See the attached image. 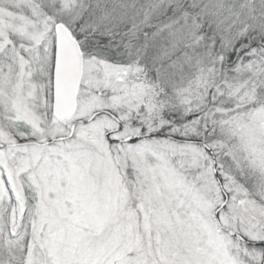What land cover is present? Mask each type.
<instances>
[{"label": "snow or ice", "instance_id": "1", "mask_svg": "<svg viewBox=\"0 0 264 264\" xmlns=\"http://www.w3.org/2000/svg\"><path fill=\"white\" fill-rule=\"evenodd\" d=\"M0 264H264V0H0Z\"/></svg>", "mask_w": 264, "mask_h": 264}]
</instances>
